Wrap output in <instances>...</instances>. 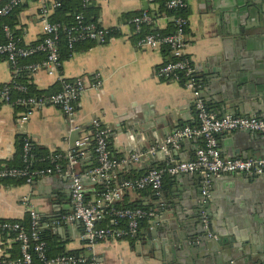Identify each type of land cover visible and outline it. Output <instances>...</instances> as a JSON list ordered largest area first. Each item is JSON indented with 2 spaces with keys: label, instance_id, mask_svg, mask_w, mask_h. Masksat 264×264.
<instances>
[{
  "label": "crops",
  "instance_id": "obj_1",
  "mask_svg": "<svg viewBox=\"0 0 264 264\" xmlns=\"http://www.w3.org/2000/svg\"><path fill=\"white\" fill-rule=\"evenodd\" d=\"M5 1L0 0V4ZM145 1L89 0L91 14L98 23L116 32L106 43L88 40L78 44L69 58L62 62L58 74L50 75L45 69L30 72V82L38 90L47 92L60 87L59 75L69 79L84 78L86 90L79 100L75 116V123L80 127L78 130H71L69 118L56 106L35 109L27 121H22L24 109L0 101V166L20 164V145L25 139L49 153H66L73 148L80 135L89 131L94 120L109 129L110 149L117 159L146 152L163 144L175 130L197 123L192 92L183 83L161 78L157 74L158 68L168 60L163 47L152 49L140 46L129 23L132 16L145 11ZM244 1L252 2L186 0L189 23L185 54L190 57L196 71L214 69L223 74H217L219 81L213 89L216 96L226 99L231 105L222 115L257 114L264 118V107L254 109L252 105L264 104V81L260 77V69L264 67V37L257 36L253 44L252 40L247 44L248 39H244L241 31L246 23L259 24L264 13H250L248 7H244ZM157 8V3H149L148 10ZM40 9V0H26L19 13L15 28L26 45L36 43L44 35ZM157 20L160 28H165L171 21L165 15ZM247 45H250V50ZM15 74L11 63L0 57V85L11 82ZM99 80L101 84L95 86ZM202 87L205 88V84ZM203 94L206 100L210 98L204 89ZM206 103L212 109L210 103ZM244 132L219 135L224 157L240 158L238 155H241L242 158H256L248 155L257 150L250 143L254 133L249 136ZM202 143L198 138L184 140L175 148L181 150L177 155L158 150L154 155H145L140 162L121 164L113 170V178L121 182L125 177H138L152 167L164 166L179 159H192ZM84 158L82 168L86 169L82 172V181L90 194V201L94 202L102 185L94 177L87 176L91 175L90 171L97 166V161L91 149L86 151ZM76 170L80 171L79 167ZM86 170H90L89 173ZM177 180L184 202L194 205L193 201L196 204L210 201V206H205L202 211L209 217L210 230L218 236V239L209 241L198 232L194 259L200 264H235L238 263L234 251L236 245L242 253H250L257 247L264 234V176L227 174L215 177L209 195L204 199L203 191L195 190L193 195L192 186L202 179L198 180L190 173L168 176L164 180L163 191L176 188ZM154 195L156 193L146 189L130 190L122 197L127 196L126 201L153 208L156 203ZM172 200H180V197L173 196ZM31 209L37 211L44 226L53 228L67 251L94 257L95 264H170L160 238H157L156 248L151 251L147 248V242L154 241L150 230L155 227L153 221L160 214L148 219L136 236L99 241L93 248L87 247L83 239V224L62 218L73 212L68 170L38 177L32 183L0 179V220L27 223ZM101 224L106 223L101 221ZM141 230L145 231L144 234ZM221 234H226L236 244L228 252V260H224L223 255L217 257L219 249L208 245H214ZM20 253V245L14 237L0 230V260H14ZM241 262L246 263L247 259L242 257Z\"/></svg>",
  "mask_w": 264,
  "mask_h": 264
},
{
  "label": "built area",
  "instance_id": "obj_2",
  "mask_svg": "<svg viewBox=\"0 0 264 264\" xmlns=\"http://www.w3.org/2000/svg\"><path fill=\"white\" fill-rule=\"evenodd\" d=\"M26 0H8L0 5V17L12 14L14 8ZM40 16L43 25L44 39L35 46H23L20 39L16 37L13 30L4 25L5 40L0 42V57L8 60L15 71L21 68L35 72L45 69L48 74H58L61 65L60 38L61 31L67 32V47L70 54L74 52L76 43L84 40H95L106 43L109 39V30L93 22H86L83 12L75 15L76 23L70 27H63L59 22L50 19L51 11L60 5L56 0H40ZM154 3V0H147ZM88 4L89 0H83ZM187 6L186 0H168L169 9H180ZM169 20L176 23V30L169 34L160 32H145V26H155L157 18L145 10L129 19L134 31L139 34L138 44L142 47L159 49L168 46L171 51L173 61H166L157 70L158 76L169 80L179 81L186 78L183 86L193 94L194 106L197 115L195 125L183 126L170 135L163 144L152 147L146 152H137L121 159L113 156L110 149L111 133L109 129L101 125V122L94 120L92 127L94 130L80 135L74 142L71 150L64 154L55 153L51 158V165L43 168L33 167L37 160L32 151L33 144L30 140L23 141V165L24 166H0V179H22L26 183H32L38 177H48L55 173L68 170L71 178V202L73 212L64 215L66 221H80L84 227L83 239L89 248H93L99 241L117 240L126 237L136 236L141 229V221L145 218L151 220L156 216V211L142 207L116 209L111 211L112 217L108 224H101L106 218L107 208L121 199L130 190H141L151 187L156 191L157 196L163 193L164 180L167 175L177 176L180 173H198L204 182L203 195H209V188L215 177L227 174H246L258 177L264 174V158H226L223 156L219 146V135L230 134L236 131H251L253 133L264 134V118L257 114L216 115L201 95V85L196 77V70L189 56L185 54L186 31L189 20L187 17L176 15H165ZM46 53V58L41 62H31L20 65L19 60L28 58L37 52ZM100 74H97L99 77ZM60 87L58 91H53L40 96H18L13 98V90L27 92L28 88L23 84H15L14 79L0 85V101L10 105H21L25 107L21 119L27 121L35 109L53 105L60 108L69 118L71 130H78L80 127L75 123V116L78 110V103L86 90V83L82 76L69 79L59 75ZM101 81H97L95 86H99ZM201 139L202 144L197 148L195 156L189 161L180 163H168L164 166L153 167L144 175L135 179H126L116 182L110 186L113 180L112 172L121 164H134L140 162L145 155H154L158 150L170 153L172 148H177L184 140ZM94 142L95 153L97 154L98 165L90 173H100L107 182L104 191L96 201H87L85 186L82 175L76 170L79 163L78 152L85 156L87 148ZM62 159L68 163V167L63 168ZM206 200V199H205ZM30 224L26 227L20 221H4L0 228L9 234L14 233V239L20 243L21 256L14 260H0V264H33L34 257L37 256L46 264H95L94 257L80 256L78 254H59L55 257H48L47 242L40 238L39 226L42 224L41 218L35 209H31ZM203 225L210 238L218 239V236L210 230L209 217L202 211ZM121 221L125 224L122 225Z\"/></svg>",
  "mask_w": 264,
  "mask_h": 264
},
{
  "label": "water",
  "instance_id": "obj_3",
  "mask_svg": "<svg viewBox=\"0 0 264 264\" xmlns=\"http://www.w3.org/2000/svg\"><path fill=\"white\" fill-rule=\"evenodd\" d=\"M146 9L148 10L149 2L146 0ZM244 7H248V11L252 13L253 11H259L260 13H264V0H252L251 3L244 1ZM243 3V4H244ZM242 33L244 39H248L247 44L249 41L252 40V44L258 38L257 36L264 37V18L259 24H250L246 23L243 25ZM250 50V45H247ZM223 76L221 72H218L214 69H205L202 72L196 71V75L198 77V82L201 85V95L203 96V89L208 92L210 98L205 101L209 102L212 106L211 111H213L216 115L221 116L223 111H227L231 108L230 103L226 99H221L219 96H216L213 93V89L216 88V84L219 81L217 74ZM260 77L261 80L264 81V67L260 69ZM205 84V88L202 86ZM231 87V85H229ZM254 105V109L256 107H260L262 109L263 106H259V104H252ZM220 112V113H219ZM232 115H237L236 113H232ZM175 132V131H174ZM251 131H245L244 134H251ZM251 142L252 145H255L257 150L249 152V157L253 156L256 159H263L264 158V134L254 133L251 135ZM182 144V142L180 143ZM181 150L172 148L170 152L175 153L177 155L178 152ZM238 153V152H237ZM238 157L242 158L241 155ZM244 158V157H243ZM248 158V157H247ZM190 158L187 159H179L175 160L172 163H180L184 161H189ZM90 170H86V173H89ZM187 173H180L179 175L185 176ZM196 179L201 180L202 176L198 173L194 174ZM237 176H241L243 174H236ZM178 176V175H177ZM261 176H264L261 175ZM82 177V176H81ZM87 177H94L101 183L104 182V178L100 173H91L90 176ZM179 181L177 180L176 188H173L171 191H163L160 196L156 197V203L153 209L156 211V216H159L158 219L153 221L155 227H153L151 231V235L153 236L154 241L147 242V248L151 251L152 248H156L157 238H160V243H162L165 251H166V260H169L170 264H200L198 260L194 259L193 251L194 248H197V234L201 232L204 234L205 237L210 241V238L207 234V230L203 225V218L201 216L202 210L205 206H210V201H206L204 203L196 204L193 201V204H189L183 201V195H181V188L179 187ZM204 182L202 181L196 182L194 186H192L193 195H195V190L203 191ZM211 190V188H209ZM180 197V200H172V197ZM206 196L202 194V199ZM171 215V216H169ZM211 229V228H210ZM144 234V230H141ZM221 238L215 241V244H208L210 247L219 249L218 255H223L224 260H228L230 254L228 252L231 251V247L235 246L233 244V240L227 237L226 234H221ZM263 239H259V244L257 247L253 248L252 251L249 253L248 251H239V246H235V253L236 259L238 263L235 264H264V234L262 235ZM207 245V246H208ZM253 252V253H252ZM239 253V257L237 258V254ZM244 257L247 259V262H241V258Z\"/></svg>",
  "mask_w": 264,
  "mask_h": 264
},
{
  "label": "trees",
  "instance_id": "obj_4",
  "mask_svg": "<svg viewBox=\"0 0 264 264\" xmlns=\"http://www.w3.org/2000/svg\"><path fill=\"white\" fill-rule=\"evenodd\" d=\"M8 1V0H7ZM5 1V2H7ZM60 2V5L56 8H54V11L52 14H50V19L53 22H59L60 24H62L63 27H70L72 25H74L76 23L75 20V15L79 12H83L85 15V21L86 22H93V23H98L97 18L93 17V15L91 14V9L89 7V3L88 4H84L83 0H56ZM4 2V3H5ZM167 2L168 0H154V3L158 4V8L157 9H149L148 11L151 12L155 18H159L160 16H164V15H176L178 17H187L188 18V10L187 7L184 8H180V9H169L167 7ZM2 3V4H4ZM0 4V5H2ZM25 6V1L20 3L19 5H17L12 14H10L9 16L6 17H0V42H3L5 40L4 37V25H8L14 32V34L16 35L17 38L20 39V43L23 46H35L37 44H39L43 39H44V35L42 36V38L37 41L36 43H33L31 45H26L23 42L22 36L20 35V32L18 29H16V24H18V19H19V13L22 11V9ZM139 14V13H138ZM137 15V14H135ZM133 17V16H132ZM100 25V24H99ZM109 30V37L114 34L116 32L115 29H108ZM176 30V23L171 20L168 22L167 26L165 28H160L156 25L154 26H145L144 27V33L146 32H160L161 34H169L172 33ZM137 38L139 37V34L136 33ZM88 40H84V41H79L76 43V46L80 43L86 42ZM60 52H61V64L64 60H66L67 58H69L70 56V50L67 47V32L65 29H62L61 31V38H60ZM163 50L165 52V54L168 56V60L167 61H173L174 58L171 56V51L169 49L168 46H162ZM76 48V47H75ZM188 56V55H186ZM46 58V53L43 51L37 52L34 55L28 57V58H23L19 60L20 65H25L31 62H41L42 60H44ZM61 68V65L59 67V69ZM15 77H14V81L15 84H23L26 85L28 88L27 92H21L18 90H13L12 95L13 98H16L18 96H31V95H35V96H40L42 94H48L50 92L53 91H58L61 89V87L53 89L49 92L47 91H42V90H38L36 88V86L30 82V71L26 70L24 68L19 69L18 71H15ZM197 77V75H196ZM198 79V77H197ZM186 80V78L182 77V79L180 80L181 83H184ZM14 107L19 108V109H25V107L21 106V105H14ZM102 126H104L103 124H101ZM90 130H94V128L91 126ZM88 131V132H89ZM85 132V131H83ZM87 132V131H86ZM20 164L18 165H13V166H24L23 165V142L20 145ZM91 149L94 153V156L96 158L97 161V154L95 153V148H94V142L92 141L90 146L87 148ZM32 151L34 153V157L35 159H37L34 162V166L33 167H37V168H43V167H47L51 165V158L50 156H52L55 153H60V154H64V152H60V151H56L54 153H49V151L43 147H38L36 145H33ZM84 152V150L78 152V159H79V163L77 164L76 167H79V173L82 175V172L86 169L83 170L82 165L84 163V156L82 155V153ZM62 164H63V168H67L68 167V163L65 159H62ZM97 165H98V161H97ZM153 168V167H152ZM145 173H147V171L140 173V175L138 177H125L126 179H135V178H139L140 176L144 175ZM169 175H167L165 177V179L168 177ZM10 178H6V179H2V180H8ZM13 180H17V181H23L22 179H13ZM116 184V181L113 179L111 180V183L109 184L110 186H114ZM101 190L99 191V196L106 191L107 186H109L107 184L106 181H104L103 183H101ZM146 189H150L152 190L153 193H156L155 190H153L151 187H147L145 189H141V190H136V191H145ZM164 190V187H163ZM124 196V195H123ZM155 198L157 197V194L154 195ZM86 197H87V201H90V194L86 193ZM126 197L125 196L123 199H119L116 202H114L113 204H111L106 210V218L102 221L103 223H108L109 220L114 216V213L111 211L112 208H116V209H124V208H135V207H142L144 209H152L149 208L148 206H145L143 204H139V203H133V202H129L126 201ZM147 218L143 219L141 221V226H143L146 222H147ZM4 221H8V220H0V224ZM12 221V220H10ZM18 221V220H17ZM21 222V221H20ZM44 222V220H43ZM26 227L29 226L30 224V216L29 219L27 221V223L22 222ZM122 225L125 224L124 221H121ZM0 230L4 233H8L5 230L3 231L1 228ZM12 236H14V233H10ZM39 234H40V238L42 240H45L47 242V252H48V257H55L59 254H76L73 251H67L65 248V245L63 242L59 241L57 238V234L56 232L53 230V228L51 227H47L44 226V223L41 224L39 226ZM18 242V241H17ZM18 244L20 245V243L18 242ZM21 251V250H20ZM21 256V253H20ZM19 256V257H20ZM33 264H46L43 261H41L37 256L34 257L33 260Z\"/></svg>",
  "mask_w": 264,
  "mask_h": 264
}]
</instances>
